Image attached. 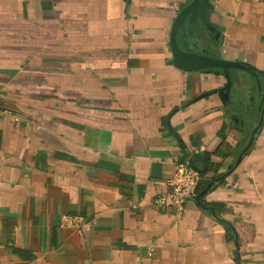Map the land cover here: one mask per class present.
Instances as JSON below:
<instances>
[{"label":"crops","instance_id":"1","mask_svg":"<svg viewBox=\"0 0 264 264\" xmlns=\"http://www.w3.org/2000/svg\"><path fill=\"white\" fill-rule=\"evenodd\" d=\"M187 1L0 0V264H264V111L237 162L264 105V0H208V27L176 33L261 72L229 81L173 66ZM190 160L210 187L155 207Z\"/></svg>","mask_w":264,"mask_h":264},{"label":"water","instance_id":"2","mask_svg":"<svg viewBox=\"0 0 264 264\" xmlns=\"http://www.w3.org/2000/svg\"><path fill=\"white\" fill-rule=\"evenodd\" d=\"M207 8H210V4L208 0H188L186 4H184L175 14L169 29V36H168V46L171 53V62L173 66L176 68L183 70V71H196L202 70L207 68H220L222 73L229 81V69H242L247 71L250 75L257 77V72L261 73L260 71L255 70L252 66L248 65L246 62L238 61V60H226L222 57H214L209 56L206 54H198L192 51H184L182 50L176 40V33L179 29L183 28L184 20L187 18L189 22H193L192 18H196V15L199 13L201 20L205 23L208 27L207 21L204 17V13ZM258 89L260 90L259 86V79L256 80ZM261 102H263V96L260 97ZM263 111L264 105L259 107V119L258 123L255 128L252 130L251 135L247 144L244 148L240 151L237 162L240 160L242 154L247 150L249 145L253 140V136L255 131L262 123L263 118ZM189 164L193 166L199 173H204L206 171V166L202 168H198L194 165L193 161L190 160ZM211 185V182L206 184V186L200 190L199 193L196 194L194 197L195 200L198 202L199 197L202 193H204Z\"/></svg>","mask_w":264,"mask_h":264},{"label":"built area","instance_id":"3","mask_svg":"<svg viewBox=\"0 0 264 264\" xmlns=\"http://www.w3.org/2000/svg\"><path fill=\"white\" fill-rule=\"evenodd\" d=\"M1 105L0 99V111H3ZM200 181L201 174L188 161L174 163L173 172L166 181L168 189L154 198V206L164 209L174 208L177 213H181L185 202L196 196ZM58 225L60 228L79 233L85 227V220L80 214H62Z\"/></svg>","mask_w":264,"mask_h":264},{"label":"flooded vegetation","instance_id":"4","mask_svg":"<svg viewBox=\"0 0 264 264\" xmlns=\"http://www.w3.org/2000/svg\"><path fill=\"white\" fill-rule=\"evenodd\" d=\"M217 37H218V33L217 32L212 34V41H213V43H215V40L217 39ZM258 94H259V97H260V94L261 95L264 94V91L262 92V90L260 89V91H258Z\"/></svg>","mask_w":264,"mask_h":264},{"label":"trees","instance_id":"5","mask_svg":"<svg viewBox=\"0 0 264 264\" xmlns=\"http://www.w3.org/2000/svg\"><path fill=\"white\" fill-rule=\"evenodd\" d=\"M1 99V97H0ZM2 100V99H1ZM203 186L201 187V184H199L198 188H197V192H199L200 190H202Z\"/></svg>","mask_w":264,"mask_h":264}]
</instances>
